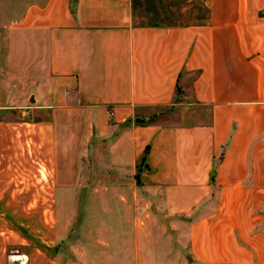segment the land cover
<instances>
[{
    "label": "crops",
    "instance_id": "1",
    "mask_svg": "<svg viewBox=\"0 0 264 264\" xmlns=\"http://www.w3.org/2000/svg\"><path fill=\"white\" fill-rule=\"evenodd\" d=\"M0 31V264H264V0H0Z\"/></svg>",
    "mask_w": 264,
    "mask_h": 264
},
{
    "label": "rangeland",
    "instance_id": "2",
    "mask_svg": "<svg viewBox=\"0 0 264 264\" xmlns=\"http://www.w3.org/2000/svg\"><path fill=\"white\" fill-rule=\"evenodd\" d=\"M3 36H4V32L3 31H0V55L3 54V45L1 43V41L3 40ZM68 241H66L67 243ZM69 244V243H68ZM64 245L66 246V244L64 243ZM67 247V246H66ZM141 257H142V260H145V261H152V250H142V254H141Z\"/></svg>",
    "mask_w": 264,
    "mask_h": 264
},
{
    "label": "built area",
    "instance_id": "3",
    "mask_svg": "<svg viewBox=\"0 0 264 264\" xmlns=\"http://www.w3.org/2000/svg\"><path fill=\"white\" fill-rule=\"evenodd\" d=\"M10 261L11 262H15V263H19V264H25V257L23 255H19V254H11L10 255Z\"/></svg>",
    "mask_w": 264,
    "mask_h": 264
},
{
    "label": "water",
    "instance_id": "4",
    "mask_svg": "<svg viewBox=\"0 0 264 264\" xmlns=\"http://www.w3.org/2000/svg\"><path fill=\"white\" fill-rule=\"evenodd\" d=\"M137 120H138V118H137Z\"/></svg>",
    "mask_w": 264,
    "mask_h": 264
}]
</instances>
